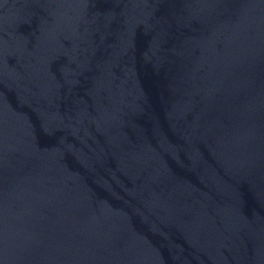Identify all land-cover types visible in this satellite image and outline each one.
<instances>
[{"label":"water","instance_id":"obj_1","mask_svg":"<svg viewBox=\"0 0 264 264\" xmlns=\"http://www.w3.org/2000/svg\"><path fill=\"white\" fill-rule=\"evenodd\" d=\"M0 264H264V0H0Z\"/></svg>","mask_w":264,"mask_h":264}]
</instances>
